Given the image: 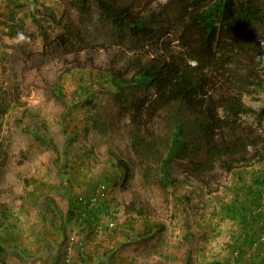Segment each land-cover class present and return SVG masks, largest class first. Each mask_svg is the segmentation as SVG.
I'll return each instance as SVG.
<instances>
[{"label": "rangeland", "instance_id": "374dc122", "mask_svg": "<svg viewBox=\"0 0 264 264\" xmlns=\"http://www.w3.org/2000/svg\"><path fill=\"white\" fill-rule=\"evenodd\" d=\"M69 21L82 40L66 32ZM125 37L94 4L78 15L63 0H0V264H225L240 231L227 206L237 174L218 172L207 191L173 166L176 181L160 188L132 167L121 126L153 88L117 91L97 78L118 46L132 51ZM91 58L94 81L78 69ZM243 101L259 111L264 93ZM254 116L242 117L256 125ZM257 119L264 128V113ZM99 182L92 209L85 194Z\"/></svg>", "mask_w": 264, "mask_h": 264}, {"label": "trees", "instance_id": "16d2710c", "mask_svg": "<svg viewBox=\"0 0 264 264\" xmlns=\"http://www.w3.org/2000/svg\"><path fill=\"white\" fill-rule=\"evenodd\" d=\"M152 1L63 3L78 15L89 13L94 4L115 32L133 42L132 51L121 45L107 55V62L97 68L98 79H108L117 91L145 84L153 88L136 99L121 126L132 167L160 188L172 186L173 166L179 167L187 179L214 190L210 186L219 181L218 172L264 163V128L257 119L264 106L256 111L243 101V95L255 89L264 93V67L256 60L264 55L258 44L264 39V1L165 0L154 7ZM69 23L66 32L82 40ZM93 62L91 58L88 68L78 67L87 70L90 81L96 80ZM248 113L255 115L256 125L243 119ZM50 146L58 160L56 147ZM117 165L126 178L131 167L123 161ZM239 181L240 195L230 209L243 214L241 224L255 223L263 216L251 213L261 205L264 172L248 185ZM191 194L189 190L183 195L186 201ZM74 206H69L67 217Z\"/></svg>", "mask_w": 264, "mask_h": 264}, {"label": "crops", "instance_id": "0c3cea01", "mask_svg": "<svg viewBox=\"0 0 264 264\" xmlns=\"http://www.w3.org/2000/svg\"><path fill=\"white\" fill-rule=\"evenodd\" d=\"M264 163L262 162H258L257 165L252 164L248 167H244V168H239L235 171H233V173L237 174L236 175V180L234 182V186L232 187L231 191H232V199H231V204L229 203L227 206H229L231 208L234 205V198L236 197V195H240V187H241V183L239 180H242L243 183L246 182L245 184H250L252 183V180L255 178V174L257 173H261L264 172ZM243 175H245L243 177ZM242 177V178H241ZM254 187V185H253ZM263 190V189H262ZM264 193L262 192L261 197ZM254 195H252L251 197H253ZM263 199V198H262ZM244 201H246V199H244ZM248 202V200L246 201ZM263 204V203H262ZM225 206V205H224ZM262 207H264V205H262ZM264 210V209H263ZM247 211V210H246ZM236 215L238 218H241L243 216V214L241 215L240 213H238L237 211H235ZM235 215V216H236ZM262 217V216H260ZM242 219H239V228L240 231L238 233H234V235L232 236L231 239V248L233 246H238L243 253H245L247 256L244 257V263L245 264H260L261 260L264 259V244H259L253 248H250V243L248 242L250 240L251 242V238L253 239V237L257 234V232L259 231V227L258 225L255 223H249L248 224H241ZM227 259H225V264H227Z\"/></svg>", "mask_w": 264, "mask_h": 264}, {"label": "built area", "instance_id": "2783aa9c", "mask_svg": "<svg viewBox=\"0 0 264 264\" xmlns=\"http://www.w3.org/2000/svg\"><path fill=\"white\" fill-rule=\"evenodd\" d=\"M30 6L32 7L33 4L30 3ZM104 191H105L104 183H98L92 188L90 195L88 196V202H89L90 207L94 208L99 205V201L102 195L104 194ZM254 213L256 215L261 214L263 216L256 220V224L259 227V231L257 232L256 236L252 239L250 248H253L259 244H264V210H263V207L261 205L255 206L251 214H254ZM138 220L140 222L142 221L140 218H138ZM108 226L109 228H112V227L114 228L116 226V222L112 221V223H110ZM68 252H69V249H68ZM245 256L247 255L243 253L242 250L238 246H233L230 249L229 256L227 257V264H245L243 261ZM260 264H264V259L261 260Z\"/></svg>", "mask_w": 264, "mask_h": 264}, {"label": "clouds", "instance_id": "9594fccd", "mask_svg": "<svg viewBox=\"0 0 264 264\" xmlns=\"http://www.w3.org/2000/svg\"><path fill=\"white\" fill-rule=\"evenodd\" d=\"M258 44L260 45V47L264 48V39H260ZM256 60L259 63L260 67H264V55L257 56Z\"/></svg>", "mask_w": 264, "mask_h": 264}]
</instances>
